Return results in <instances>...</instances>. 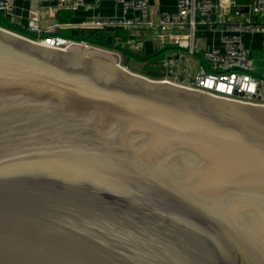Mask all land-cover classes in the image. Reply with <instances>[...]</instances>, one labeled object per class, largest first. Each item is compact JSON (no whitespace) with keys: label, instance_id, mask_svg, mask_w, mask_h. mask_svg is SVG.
<instances>
[{"label":"water","instance_id":"obj_1","mask_svg":"<svg viewBox=\"0 0 264 264\" xmlns=\"http://www.w3.org/2000/svg\"><path fill=\"white\" fill-rule=\"evenodd\" d=\"M0 264H264V107L0 26Z\"/></svg>","mask_w":264,"mask_h":264},{"label":"built area","instance_id":"obj_2","mask_svg":"<svg viewBox=\"0 0 264 264\" xmlns=\"http://www.w3.org/2000/svg\"><path fill=\"white\" fill-rule=\"evenodd\" d=\"M41 1L53 12L61 13L93 7L102 0H94L93 5H88L87 0ZM117 4L122 6L125 13L134 11L135 16L130 19L119 16L95 18L82 24L81 28H145L155 30L157 37L163 40L170 37L173 31H179L180 33L178 32L173 42L177 52L158 60L155 66L160 69V72L155 74L157 77L150 78L181 85L214 97L264 107V74L262 77L256 76L255 67L241 40V34L248 32L260 33L264 37V0H251L247 6L248 17L230 23L229 29L239 35L227 36L223 39V52L218 49L202 52L196 46L198 28L210 25L207 18L214 8L212 0H177V12L162 15L159 21L151 19L150 4L147 0H117ZM14 7L15 0H0V12L10 13ZM229 7L230 14L218 15L221 24L230 22L232 14L235 17L241 15L242 6L236 0H231ZM254 18H259L262 23L255 21ZM29 29L33 33H41V28L35 21L29 23ZM41 43L62 51L75 47H80L85 51L99 48L85 41H75L60 36L52 37ZM108 51L115 55V52ZM201 53V62L197 63L196 74L193 75V69H185V61L188 60V56H199ZM187 71L189 77L185 78Z\"/></svg>","mask_w":264,"mask_h":264},{"label":"crops","instance_id":"obj_3","mask_svg":"<svg viewBox=\"0 0 264 264\" xmlns=\"http://www.w3.org/2000/svg\"><path fill=\"white\" fill-rule=\"evenodd\" d=\"M147 1L151 9L150 17L154 21H159L162 15L177 12V0ZM212 1L214 8L207 18L210 25L198 28L196 46L202 52L212 49H218L223 52V39L227 36L239 35L229 29L230 23H235L248 17L247 6L251 0H236L242 6L240 10L241 15H239L240 17H235L232 14L231 21L227 24H221L218 15L230 14L231 9L229 6L231 0ZM87 3L88 5H93L94 0H87ZM135 14L134 11L125 13L122 6L117 4V0H102L98 5L93 7H84L74 12L61 13L53 12L41 0H15V7L12 12H0V26L27 38L43 42L52 37L59 36L60 32L74 35L77 30L82 29V24L91 19L115 16L130 19ZM254 20L262 23V20L259 18H254ZM31 21L38 23L41 33L31 32L29 29ZM112 30H115V32L114 35L109 37V42L113 43L115 47L111 51L115 52L116 58L122 65L134 73L147 76L148 72L151 73L149 75L158 74L160 69L155 66L156 62L177 52V48L173 46V42L179 31H173L172 36L170 35V37H166L163 40L157 37L155 30H149L151 34L153 33V38L149 39L143 38V34L139 36L136 32L137 28H116ZM241 40L249 53L251 63L255 67L256 76L262 77L264 74L263 35L248 32L241 34ZM190 57L195 59L196 67L197 63L201 62L202 53L199 56Z\"/></svg>","mask_w":264,"mask_h":264},{"label":"trees","instance_id":"obj_4","mask_svg":"<svg viewBox=\"0 0 264 264\" xmlns=\"http://www.w3.org/2000/svg\"><path fill=\"white\" fill-rule=\"evenodd\" d=\"M114 32L115 30H112V29H79L75 32L74 35L60 32L59 36L72 39L75 41H85L93 46H96L102 49L114 50L113 48L115 47V45L109 42V37L114 35ZM149 76H152V75H148V77Z\"/></svg>","mask_w":264,"mask_h":264},{"label":"rangeland","instance_id":"obj_5","mask_svg":"<svg viewBox=\"0 0 264 264\" xmlns=\"http://www.w3.org/2000/svg\"><path fill=\"white\" fill-rule=\"evenodd\" d=\"M136 32L139 34V36L141 34H143V38H145V39L153 38L152 37L153 33L151 34V32L149 30L145 29V28L138 29V30H136ZM195 65H196L195 59L190 57V56H188V60L185 61V69H188V70L193 69V73L192 74L195 75L196 74ZM147 74L149 75L151 73L148 72ZM152 76H156L157 77V75H155V74L154 75L152 74ZM188 77H189V72L187 71V73L185 75V78H188Z\"/></svg>","mask_w":264,"mask_h":264},{"label":"bare ground","instance_id":"obj_6","mask_svg":"<svg viewBox=\"0 0 264 264\" xmlns=\"http://www.w3.org/2000/svg\"><path fill=\"white\" fill-rule=\"evenodd\" d=\"M75 48H78V47H75ZM96 51H98V52H102V53H104V54H108L109 56H110V54L108 53V52H105V51H101V50H96ZM110 52V51H109ZM113 54V53H112Z\"/></svg>","mask_w":264,"mask_h":264}]
</instances>
